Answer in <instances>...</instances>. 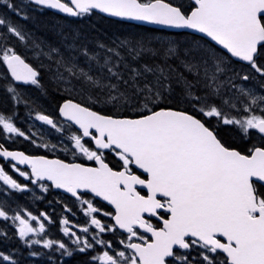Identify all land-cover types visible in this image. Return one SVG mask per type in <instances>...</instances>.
<instances>
[{"label": "snow or ice", "instance_id": "1", "mask_svg": "<svg viewBox=\"0 0 264 264\" xmlns=\"http://www.w3.org/2000/svg\"><path fill=\"white\" fill-rule=\"evenodd\" d=\"M0 264H264V0H0Z\"/></svg>", "mask_w": 264, "mask_h": 264}]
</instances>
